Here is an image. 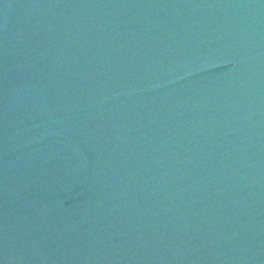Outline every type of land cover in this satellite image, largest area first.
<instances>
[{
  "label": "water",
  "instance_id": "95a60500",
  "mask_svg": "<svg viewBox=\"0 0 264 264\" xmlns=\"http://www.w3.org/2000/svg\"><path fill=\"white\" fill-rule=\"evenodd\" d=\"M0 264H264V0H0Z\"/></svg>",
  "mask_w": 264,
  "mask_h": 264
}]
</instances>
